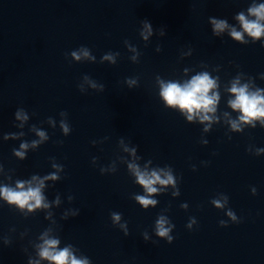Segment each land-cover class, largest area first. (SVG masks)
<instances>
[{
    "label": "clouds",
    "instance_id": "obj_1",
    "mask_svg": "<svg viewBox=\"0 0 264 264\" xmlns=\"http://www.w3.org/2000/svg\"><path fill=\"white\" fill-rule=\"evenodd\" d=\"M250 14L256 17V20L249 21L243 14L239 15V19L243 29L252 37L259 38L264 35V4L259 7H253L250 10ZM215 29L217 31H223L226 27L224 21H213ZM231 35L236 39H242V34L235 31L231 32ZM84 55L87 56L88 53L85 51ZM76 59L80 57L73 53ZM110 59V57H105ZM216 87L215 80L211 79L207 73H203L194 76L190 81L181 85L179 83H167L161 85V96L166 100L167 104L174 107H179L182 111L188 113V119L192 120L194 115L204 113L201 116V120H209L210 117L207 113L215 111V105L218 101V95L212 90ZM230 91L235 94V99L230 101V105L233 109L240 110L243 115L240 117L243 121H248L249 118H259L264 117V96L257 92H249L247 86L237 87L234 83ZM211 93V94H210ZM233 127H237L236 123L233 122ZM65 132L68 131L67 127H64ZM41 137L44 136L43 132H40ZM22 148L26 145H21ZM18 156H23L22 152L16 153ZM138 182L144 186L148 193H154L157 191L153 185L157 182L160 184L171 183L172 177L168 176L167 179L162 180L160 176L153 172L151 175L147 173H141L136 171ZM55 178V177H53ZM35 179V177H34ZM18 191L11 188H0V196H3L10 203H17L20 206H27L29 209L33 207H39L42 204L43 197L41 195V188L43 187V182L41 181L37 187H29L24 190V184L19 183L17 185ZM137 199L145 207L149 204H155L153 200H149L144 196H139ZM217 207H221L219 201H214ZM46 206V205H45ZM231 215V213H229ZM235 219V217H232ZM115 220H119V216H114ZM164 221L160 220L158 225V234L160 236H166L168 229L164 226ZM171 239V238H169ZM59 243L58 240L49 239L45 240L44 246H42L40 255L42 258L48 259L53 262V264H86V261L76 259L68 248L63 250H56V246Z\"/></svg>",
    "mask_w": 264,
    "mask_h": 264
}]
</instances>
